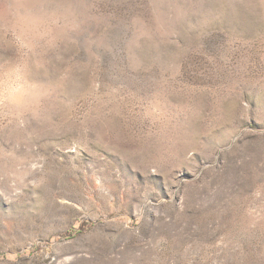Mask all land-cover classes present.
<instances>
[{"label": "rangeland", "instance_id": "1", "mask_svg": "<svg viewBox=\"0 0 264 264\" xmlns=\"http://www.w3.org/2000/svg\"><path fill=\"white\" fill-rule=\"evenodd\" d=\"M0 264H264V0H0Z\"/></svg>", "mask_w": 264, "mask_h": 264}]
</instances>
